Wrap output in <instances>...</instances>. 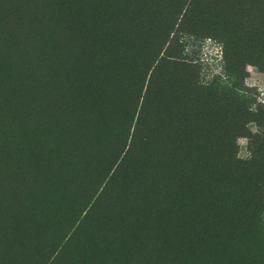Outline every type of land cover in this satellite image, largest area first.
Masks as SVG:
<instances>
[{"label": "trees", "instance_id": "obj_1", "mask_svg": "<svg viewBox=\"0 0 264 264\" xmlns=\"http://www.w3.org/2000/svg\"><path fill=\"white\" fill-rule=\"evenodd\" d=\"M82 3L84 15L68 28L76 33H65L87 60L71 80L79 105L62 101V127L55 119L48 121L54 139L48 140L51 157L43 167L42 183L59 193L60 177L74 173L68 158L77 155L80 161L95 142L117 159V146L106 137L116 142L111 126L119 125L125 113H104L112 104L111 99L104 102L102 82L114 78L109 93L122 98L126 93L135 101L128 112L133 122L125 161L126 154L129 159L134 155L143 190L172 200L177 230L187 228V239L207 255L205 264H264V97L245 84L247 65L264 73V0H125V46L121 34L114 52L110 38L120 28L111 21V3ZM50 10L51 15L59 12ZM139 11L155 15L152 29L161 30L150 32V17L142 19ZM182 28L221 44V69L206 82L198 69L164 50L169 35ZM141 33L146 48L150 46L139 61L133 42ZM72 57L75 68L79 59ZM5 80L1 85L7 89V75ZM239 137L247 139L244 158L238 156ZM30 149L40 155V150ZM130 203L140 204L136 199Z\"/></svg>", "mask_w": 264, "mask_h": 264}, {"label": "rangeland", "instance_id": "obj_2", "mask_svg": "<svg viewBox=\"0 0 264 264\" xmlns=\"http://www.w3.org/2000/svg\"><path fill=\"white\" fill-rule=\"evenodd\" d=\"M102 2L111 3V21L120 28L110 38L114 52L121 34L125 46V0ZM50 8L59 12L51 15ZM84 13L82 0H0V264H205L207 255L187 239V228L177 230L172 200L143 190L134 155L129 159L126 154L125 161L133 122L128 112L135 101L126 93L123 98L109 93L114 78L102 82L104 102L111 99L112 104L104 113H125L119 125L111 126L116 142L106 137L117 146V159L95 142L80 161L77 155L68 158L74 173L60 177L59 193L42 183L43 167L51 157L48 145L54 139L48 121L55 119L62 127V103L79 105L71 80L87 60L65 33H76L68 28ZM146 13L139 11L142 19L150 17ZM152 17L148 28L158 32L161 28L152 29ZM82 36L91 38L86 32ZM168 39L166 53L198 69L202 81L220 71L221 44L216 38L182 28ZM133 44L135 58H145L150 46L146 48V35L141 33ZM72 56L79 59L75 68ZM246 69L245 84L264 97V73L253 65ZM1 71L7 75V89L1 85L6 82ZM236 144L238 156L246 157L247 139L239 137ZM32 147L40 155H34ZM131 199L140 204L131 205Z\"/></svg>", "mask_w": 264, "mask_h": 264}]
</instances>
